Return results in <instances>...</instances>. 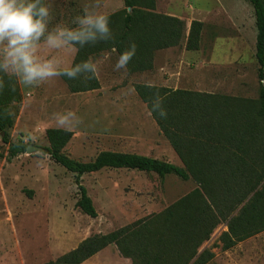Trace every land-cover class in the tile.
Listing matches in <instances>:
<instances>
[{
	"label": "rangeland",
	"instance_id": "obj_1",
	"mask_svg": "<svg viewBox=\"0 0 264 264\" xmlns=\"http://www.w3.org/2000/svg\"><path fill=\"white\" fill-rule=\"evenodd\" d=\"M52 23H67L94 0H47ZM147 15L173 16L185 23L179 45L155 51L153 68L131 72L115 69L119 52L105 47L92 54L100 87L71 92L61 78L40 87L19 86L21 100L11 104L10 139L47 148L48 128H58L54 114L74 110L80 123L64 152L79 161H91L109 150L137 153L185 167L134 84H151L243 99L255 104L260 80L256 59V18L248 0H141ZM126 9L125 0H100L98 11L114 17L117 32ZM129 12L132 8H127ZM203 23L200 48L185 47L191 23ZM78 49L41 48L44 57L55 56L65 65L74 63ZM255 114V113H254ZM253 114V116H254ZM76 174L54 161L46 151L8 158V144L0 131V264H43L76 248L83 240L149 220L197 183L177 175L127 168H104L82 175L97 217L81 211ZM228 231L220 223L198 252L213 256L206 264H264V231L224 249ZM193 262V260L191 261ZM111 244L82 264H133ZM191 264V263H190Z\"/></svg>",
	"mask_w": 264,
	"mask_h": 264
},
{
	"label": "trees",
	"instance_id": "obj_2",
	"mask_svg": "<svg viewBox=\"0 0 264 264\" xmlns=\"http://www.w3.org/2000/svg\"><path fill=\"white\" fill-rule=\"evenodd\" d=\"M248 1L254 8L257 28L260 86L255 104L212 93L134 84L145 103L154 93L161 95L167 117L160 119L150 113L185 167L137 153L109 150L99 152L91 161H79L64 152L73 137L72 131L46 130V153L76 174V205L90 217L95 218L98 213L81 177L104 168L136 169L161 176L173 174L185 180L192 177L197 187L149 220L89 236L76 248L43 264H82L111 244L123 256L132 258L133 264H206L213 254L208 250L199 253L198 249L220 223L228 226L221 237L224 249L264 231V0ZM140 3L141 0H125L126 9L117 32L113 28L114 17L110 18L113 40L78 49L74 62L90 59L105 47H114L120 53L134 43L136 52L127 68L140 72L153 68L155 51L179 45L185 23L173 16L147 15L137 7ZM202 29L201 21L191 23L187 50L200 48ZM63 79L74 93L100 87L97 76ZM13 86L6 81L0 90V131L8 144L9 159L25 153L29 144L24 140L12 141L8 133L13 125L11 104L21 100L19 86H15V91Z\"/></svg>",
	"mask_w": 264,
	"mask_h": 264
},
{
	"label": "clouds",
	"instance_id": "obj_3",
	"mask_svg": "<svg viewBox=\"0 0 264 264\" xmlns=\"http://www.w3.org/2000/svg\"><path fill=\"white\" fill-rule=\"evenodd\" d=\"M100 0L73 15L67 23H52L47 0H0V90L5 82L24 88L40 87L54 78L95 79L96 63L91 59L65 65L55 56L44 57L41 48L58 51L67 47L84 49L113 40L108 14L98 11ZM136 52L133 43L120 52L115 69L128 66ZM146 87H152L146 84ZM149 111L167 117L164 101L157 92L146 99ZM11 115V113H9ZM59 130L69 132L80 123L74 110L54 114Z\"/></svg>",
	"mask_w": 264,
	"mask_h": 264
},
{
	"label": "water",
	"instance_id": "obj_4",
	"mask_svg": "<svg viewBox=\"0 0 264 264\" xmlns=\"http://www.w3.org/2000/svg\"><path fill=\"white\" fill-rule=\"evenodd\" d=\"M37 151H47V148L33 144V143H29L27 146V153H32V152H37Z\"/></svg>",
	"mask_w": 264,
	"mask_h": 264
}]
</instances>
